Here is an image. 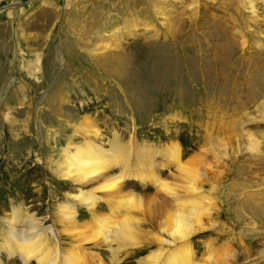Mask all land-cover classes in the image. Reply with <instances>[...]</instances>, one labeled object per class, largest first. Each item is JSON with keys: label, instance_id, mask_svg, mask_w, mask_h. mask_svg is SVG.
Segmentation results:
<instances>
[{"label": "rangeland", "instance_id": "374dc122", "mask_svg": "<svg viewBox=\"0 0 264 264\" xmlns=\"http://www.w3.org/2000/svg\"><path fill=\"white\" fill-rule=\"evenodd\" d=\"M263 77L264 0H0V232L15 209L45 228L74 204L80 187L57 165L89 133L110 152L130 146L124 195L143 198L145 228L172 200L133 174L149 154L163 180L178 181L177 166L161 168L174 145L210 202L211 225L191 240L195 261L264 264ZM102 204H77L79 235L61 237L64 254L110 259L93 234L112 214ZM133 251L121 262L134 264ZM0 259L21 264L1 250Z\"/></svg>", "mask_w": 264, "mask_h": 264}, {"label": "bare ground", "instance_id": "6f19581e", "mask_svg": "<svg viewBox=\"0 0 264 264\" xmlns=\"http://www.w3.org/2000/svg\"><path fill=\"white\" fill-rule=\"evenodd\" d=\"M249 5L253 7L251 2ZM97 24L98 22L92 19L86 27L92 29ZM92 133L97 137L100 135L98 128L93 129ZM85 139L86 141L82 143L71 142L68 147L62 149L65 156L57 165V172L61 178L80 187L81 192L70 196L74 204L59 205V210L53 215L58 221L52 219L54 224L45 228L47 219L44 222V219L25 212L20 214L21 211L15 209L6 220V227L0 232L1 252H7L10 257L18 256L21 264H128V260L121 262V252L129 255L133 250L136 253L134 264L211 263V257L202 262L195 261L196 254L191 245L194 234L199 230L205 231L211 225L204 219L210 212V202L203 196L196 182L198 170L190 164L181 163L178 147L172 145L164 148L163 153L161 150L157 151L166 156L167 164L161 163L162 169L169 165L177 166L178 181L163 180L155 168L157 164L152 162V156L149 154L141 158L136 173L133 174L144 183L150 180L152 185L158 187L160 192L172 200L171 205H165L160 222L145 228L136 215L140 210L144 211L143 198L131 193L124 195L123 183L132 177L129 172V163L133 157L130 146L124 147L127 153H124L122 146L118 144L113 149L115 151L110 152V149L97 143L89 133ZM149 159L151 162L146 163ZM119 166L124 169L117 176L112 175V168ZM83 186L92 188L90 191H83ZM98 190L103 196L93 194ZM154 199L150 198L151 201ZM98 201L103 203V207L112 209L109 217L100 215L97 218V227L93 233L97 241H101L103 246L108 248L110 259L106 261L101 257L100 262L96 263L93 262L91 255L86 258L79 257L82 252L71 251L70 254H64L59 245L62 243L61 237L65 240L79 235L77 231L81 214L77 210V204H83L88 211L94 212ZM57 223L63 226L62 231L57 228ZM0 264L9 263L0 259Z\"/></svg>", "mask_w": 264, "mask_h": 264}]
</instances>
